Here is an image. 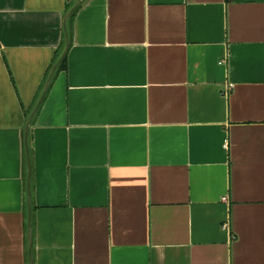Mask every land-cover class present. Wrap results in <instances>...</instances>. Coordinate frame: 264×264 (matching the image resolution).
Instances as JSON below:
<instances>
[{
    "label": "crops",
    "instance_id": "0c3cea01",
    "mask_svg": "<svg viewBox=\"0 0 264 264\" xmlns=\"http://www.w3.org/2000/svg\"><path fill=\"white\" fill-rule=\"evenodd\" d=\"M0 264H264V0H0Z\"/></svg>",
    "mask_w": 264,
    "mask_h": 264
},
{
    "label": "water",
    "instance_id": "95a60500",
    "mask_svg": "<svg viewBox=\"0 0 264 264\" xmlns=\"http://www.w3.org/2000/svg\"><path fill=\"white\" fill-rule=\"evenodd\" d=\"M65 54H66V51L64 52V54H63L62 57L60 58L58 64L63 60V58L65 57ZM58 64H57V65H58ZM55 69H56V67L54 68L53 73H54ZM52 75H53V74H52ZM44 94H45V93H44ZM44 94H43V96H44ZM43 96H42L41 100L39 101L38 105L36 106V108H35L33 114L31 115V118H30V120H29V122H28V129H27V134H26V146H27V150H28V130H29V127H30V124H31V119L33 118L35 112L37 111V109H38V107H39V105H40V103H41V101H42V99H43ZM28 158H29V154H28ZM29 169H30V161H29ZM28 196H29V199H30V174H29V177H28Z\"/></svg>",
    "mask_w": 264,
    "mask_h": 264
},
{
    "label": "trees",
    "instance_id": "16d2710c",
    "mask_svg": "<svg viewBox=\"0 0 264 264\" xmlns=\"http://www.w3.org/2000/svg\"><path fill=\"white\" fill-rule=\"evenodd\" d=\"M65 63H66V57L63 59V61L61 62V64H60V67L62 68V67H64L65 66Z\"/></svg>",
    "mask_w": 264,
    "mask_h": 264
},
{
    "label": "built area",
    "instance_id": "2783aa9c",
    "mask_svg": "<svg viewBox=\"0 0 264 264\" xmlns=\"http://www.w3.org/2000/svg\"><path fill=\"white\" fill-rule=\"evenodd\" d=\"M229 89H231V86H230V88ZM228 224H225V225H223V229H225V230H227L228 229Z\"/></svg>",
    "mask_w": 264,
    "mask_h": 264
}]
</instances>
